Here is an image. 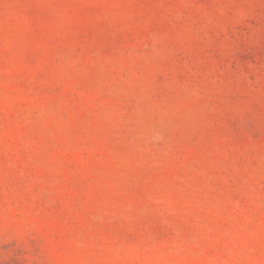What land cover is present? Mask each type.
Listing matches in <instances>:
<instances>
[{"label": "rangeland", "instance_id": "374dc122", "mask_svg": "<svg viewBox=\"0 0 264 264\" xmlns=\"http://www.w3.org/2000/svg\"><path fill=\"white\" fill-rule=\"evenodd\" d=\"M0 264H264V0H0Z\"/></svg>", "mask_w": 264, "mask_h": 264}]
</instances>
